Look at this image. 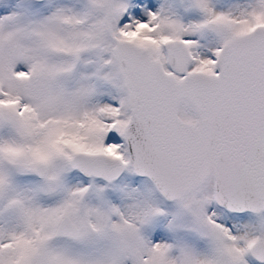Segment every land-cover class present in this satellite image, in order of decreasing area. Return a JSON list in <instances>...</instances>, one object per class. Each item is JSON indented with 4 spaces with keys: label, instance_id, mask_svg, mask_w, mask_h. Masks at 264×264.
Listing matches in <instances>:
<instances>
[{
    "label": "snow or ice",
    "instance_id": "obj_1",
    "mask_svg": "<svg viewBox=\"0 0 264 264\" xmlns=\"http://www.w3.org/2000/svg\"><path fill=\"white\" fill-rule=\"evenodd\" d=\"M0 264H264V0H0Z\"/></svg>",
    "mask_w": 264,
    "mask_h": 264
}]
</instances>
